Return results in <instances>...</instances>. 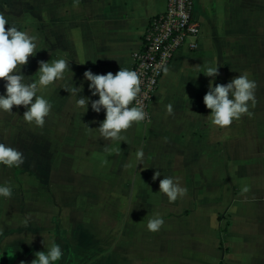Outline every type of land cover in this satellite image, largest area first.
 <instances>
[{"label": "crops", "instance_id": "1", "mask_svg": "<svg viewBox=\"0 0 264 264\" xmlns=\"http://www.w3.org/2000/svg\"><path fill=\"white\" fill-rule=\"evenodd\" d=\"M6 1L9 22L37 37L22 73L37 78L41 60L63 58L69 68L45 93L52 109L43 127L34 126L33 171H18L16 193L0 196V264H31L46 251L44 240L61 246L55 264H264V0H194L198 48L176 53L151 120L123 132L127 143L89 131L105 110L77 107L79 97L64 87L83 85L80 96L99 99L84 72L132 70L133 53L167 0ZM203 64L219 67L216 84L248 73L257 85L251 117L211 124L203 97L213 78ZM137 149L144 152L138 166ZM164 176L178 178L187 194L170 203L159 192ZM156 213L165 223L150 232Z\"/></svg>", "mask_w": 264, "mask_h": 264}, {"label": "clouds", "instance_id": "2", "mask_svg": "<svg viewBox=\"0 0 264 264\" xmlns=\"http://www.w3.org/2000/svg\"><path fill=\"white\" fill-rule=\"evenodd\" d=\"M10 25V27H6ZM37 37L28 31L18 29L15 23H10L6 15L0 12V80L5 81L6 94H0V110L12 114L13 106H24L27 110L23 114V120L27 123H35L39 127L45 124V118L50 114L52 103L46 98V91L54 82L63 78L65 71L69 68L66 59H56L50 61H39V68L35 79L26 77L21 69L29 62V57L35 56L37 51ZM84 64V63H83ZM197 68L200 65L195 66ZM203 74L213 78L208 86V91L203 97L205 106L211 110L208 116L211 124L220 128L230 126L234 120L240 119L243 115L251 117L253 113L249 110L256 104L255 89L257 87L254 80L249 79L247 72L240 73L227 84H216L215 77L219 75V67L212 64H203ZM165 74L167 67L163 68ZM85 80L89 81V90L92 96H99V99L91 100L90 97H83L79 94L83 92V85L71 87L65 85L64 90L76 99V106L85 108L88 105L96 113L105 110V119L100 122L96 129L101 138L106 141L128 142L127 137L122 135L134 122L138 123L146 118L143 105L137 102L138 106H131L141 92L140 74L135 70L121 67L113 74H94L91 70L84 72ZM186 98H189L186 96ZM169 114L173 111V106H167ZM166 139V138H165ZM110 149L106 146L105 151ZM117 154L119 149L115 150ZM138 165L143 164L144 152L137 149L135 154ZM25 161L24 154L17 148H13L5 142H0V164L9 168L20 167ZM132 165H126L131 167ZM160 171H156L153 180H158ZM247 186L242 188V193H247ZM159 192L168 197L170 203H174L178 198H183L187 194V188L183 187L178 178L164 176L159 180ZM0 196L11 198L12 188L10 184L0 185ZM164 219L156 213L148 218L147 230L158 232L164 225ZM33 238L28 242L32 243ZM46 251L35 253L36 259L31 264H55L63 256L61 246L55 240L45 243ZM24 264V262H21Z\"/></svg>", "mask_w": 264, "mask_h": 264}, {"label": "built area", "instance_id": "3", "mask_svg": "<svg viewBox=\"0 0 264 264\" xmlns=\"http://www.w3.org/2000/svg\"><path fill=\"white\" fill-rule=\"evenodd\" d=\"M194 0H167L166 9L153 17L143 36L142 47L133 53V69L140 74L141 92L137 102L143 105L145 120H151V103L159 86L160 78L184 46L198 48V39L202 31L201 21L194 13Z\"/></svg>", "mask_w": 264, "mask_h": 264}, {"label": "rangeland", "instance_id": "4", "mask_svg": "<svg viewBox=\"0 0 264 264\" xmlns=\"http://www.w3.org/2000/svg\"><path fill=\"white\" fill-rule=\"evenodd\" d=\"M11 3L16 4L14 0H12ZM10 9L11 8L7 6L6 0H0V12L6 15V13H9ZM17 15L19 16V14ZM4 85L5 81L0 80V94H6ZM26 110L27 109L24 108V106H13L12 114L0 110V142H5L9 146L17 148L18 150L23 152L25 158L24 163L20 167L9 168L5 165L0 164V184L2 185L1 181L3 180V182L10 184L11 188L18 185V171H33L34 163L36 160L34 155L39 148L38 145L40 144L36 141L34 135L35 123H27L22 119L23 114ZM12 193L16 192L13 191ZM224 226L225 222H221L220 227L223 228ZM2 240L3 238L0 237V242ZM223 240L225 239L223 238Z\"/></svg>", "mask_w": 264, "mask_h": 264}]
</instances>
